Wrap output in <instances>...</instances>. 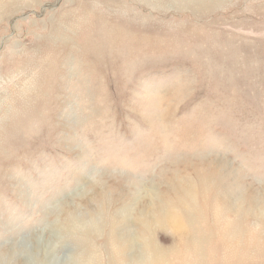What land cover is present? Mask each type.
Returning <instances> with one entry per match:
<instances>
[{
	"label": "rangeland",
	"instance_id": "1",
	"mask_svg": "<svg viewBox=\"0 0 264 264\" xmlns=\"http://www.w3.org/2000/svg\"><path fill=\"white\" fill-rule=\"evenodd\" d=\"M0 264H264V0H0Z\"/></svg>",
	"mask_w": 264,
	"mask_h": 264
}]
</instances>
